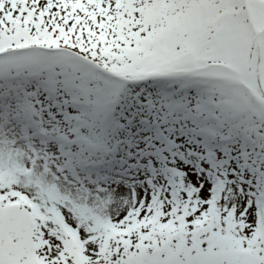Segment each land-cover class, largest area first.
<instances>
[{
    "label": "snow or ice",
    "instance_id": "obj_1",
    "mask_svg": "<svg viewBox=\"0 0 264 264\" xmlns=\"http://www.w3.org/2000/svg\"><path fill=\"white\" fill-rule=\"evenodd\" d=\"M0 264H264V0H0Z\"/></svg>",
    "mask_w": 264,
    "mask_h": 264
}]
</instances>
